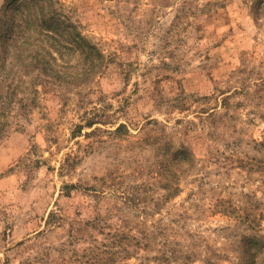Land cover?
Wrapping results in <instances>:
<instances>
[{"label":"rangeland","instance_id":"rangeland-1","mask_svg":"<svg viewBox=\"0 0 264 264\" xmlns=\"http://www.w3.org/2000/svg\"><path fill=\"white\" fill-rule=\"evenodd\" d=\"M38 2L61 77L0 139V264H264V0H0V55Z\"/></svg>","mask_w":264,"mask_h":264},{"label":"trees","instance_id":"trees-1","mask_svg":"<svg viewBox=\"0 0 264 264\" xmlns=\"http://www.w3.org/2000/svg\"><path fill=\"white\" fill-rule=\"evenodd\" d=\"M36 6L39 7L37 10ZM58 15L56 10H47L46 4L43 2L35 3L31 7L29 5L23 10L22 17L18 20V29L16 33L11 36V42L8 46L4 47L0 55V68L2 69V73L5 74L0 78V139L7 133L12 124L8 120V117L12 115V110L16 106L17 97L23 89V83H21L24 80L23 78L32 73H42L46 76L56 75L57 77H61L59 73H55V71L53 73L49 69V62L46 56L50 55L55 60H57V57L53 55L49 48H46L41 38L44 34L49 35L50 33L51 36L56 37V34L62 33L58 31V29H53L51 27L52 20L58 17ZM70 26L71 25H68V27ZM61 36H63V34L57 37ZM61 41L68 45L65 39ZM84 46L85 45L82 46L84 49L90 47L94 49V51H97V46L95 45ZM100 59V56L97 58L87 57L84 66L88 67L90 70H97L100 65L98 60ZM6 67H8V69ZM17 78L19 79L17 80ZM78 79L72 80V82L74 83L78 81ZM79 82L81 83V81ZM42 84H44V82H42ZM24 98L25 97H21V101L19 102L24 103ZM1 116H3V119Z\"/></svg>","mask_w":264,"mask_h":264}]
</instances>
